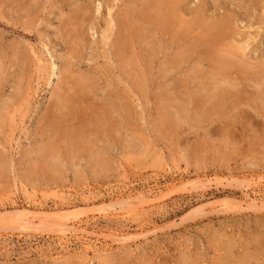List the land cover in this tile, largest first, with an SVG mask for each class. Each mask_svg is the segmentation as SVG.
Returning <instances> with one entry per match:
<instances>
[{"label": "rangeland", "instance_id": "rangeland-1", "mask_svg": "<svg viewBox=\"0 0 264 264\" xmlns=\"http://www.w3.org/2000/svg\"><path fill=\"white\" fill-rule=\"evenodd\" d=\"M173 1L0 0V264H264V0Z\"/></svg>", "mask_w": 264, "mask_h": 264}, {"label": "bare ground", "instance_id": "bare-ground-1", "mask_svg": "<svg viewBox=\"0 0 264 264\" xmlns=\"http://www.w3.org/2000/svg\"><path fill=\"white\" fill-rule=\"evenodd\" d=\"M254 1H255V0H254ZM181 2H182V1H181ZM177 3H178V2H177ZM179 3H180V2H179ZM179 3H178V4H179ZM164 5H165L166 8L169 9L168 12H167V13L169 14V16L166 14V16L169 17V20H168V17L165 16V17H166L165 19L168 20V21H166L167 24H170L171 26H176V24H177V19H176V16L174 17L175 14L172 15V12L174 11L173 13H176L177 10H174V9H175L178 5L175 7L176 3H175V1H173V0H164ZM161 7H162V6H161ZM165 7H164V8H165ZM181 7H182V6H181ZM171 9H172V11H171ZM177 9H178V8H177ZM166 11H167V10H166ZM166 11H164V12H166ZM178 13H179V12H178ZM162 15H163V14H162ZM179 16H180V13H179ZM179 16L177 15V17H179ZM82 17H83V16H82ZM86 18H87V16H86ZM162 18H163V16H162ZM138 19H139V18H138ZM160 19H161V18H160ZM85 20H86V19H85ZM163 21H164V20H163ZM195 21H196V20H195ZM208 21H209V20H208ZM135 22H136V21H135ZM186 22H187V21H186ZM163 23H164V22H163ZM208 23H209V22H208ZM165 24H166V23H165ZM230 24H231V23H230ZM216 26H217V25H216ZM112 28H113V27H112ZM207 29H208V28H207ZM226 30H227V29H226ZM227 32H228V31H227ZM165 34H166V33H165ZM150 35H151V34H150ZM220 35H221V34H220ZM125 36H126V35H125ZM233 37H234V36H233ZM219 38H220V37H219ZM130 39H132V37H131ZM136 39H137V38H136ZM158 39H159V38H158ZM193 39H194V38H193ZM221 39H222V38H221ZM209 40H210V39H209ZM131 41H132V40H131ZM139 41H140V40H139ZM161 45H162V44H161ZM179 46H180V45H179ZM136 50H137V49H136ZM162 50H163V49H162ZM243 51H244V50H243ZM178 52H179V51H178ZM227 52H228V51H227ZM226 54H227V53H226ZM189 56H190V55H189ZM178 57H179V56H178ZM170 58H171V57H170ZM186 59H187V58H186ZM181 60H182V59H181ZM176 62H177V61H176ZM186 62H187V61H186ZM181 63H182V62H181ZM219 63H220V62H219ZM230 63H231V62H230ZM184 64H185V63H184ZM221 64H222V62H221ZM197 65H198V64H197ZM228 65H229V64H228ZM222 66L225 67V65H223V64H222ZM222 66H221V67H222ZM198 67H199V66H198ZM224 67H223V69H227V68H224ZM220 69H221V68H220ZM212 70H213V69H212ZM167 71H168V70H166V72H167ZM199 71H200V70H199ZM199 71H198V72H199ZM202 73H203V72H202ZM214 73H216V72H214ZM226 73H227V72H226ZM168 74H169V73H168ZM195 74H196V73H195ZM195 74H194V75H195ZM228 75H229V74H228ZM216 76H217V75H216ZM219 76H220V75H219ZM192 77H193V76H192ZM220 77H221V76H220ZM192 79H193V78H192ZM194 79H195V78H194ZM224 79H225V78H224ZM227 79H228V78H227ZM196 81H197V80H196ZM194 82H195V81H194ZM199 84H200V83H199ZM201 84H202V83H201ZM168 85H169V84H168ZM168 85H167V86H168ZM164 86H165V85H164ZM202 86H203V85H202ZM203 89H204V88H203ZM208 90H209V89H208ZM206 91H207V90H206ZM220 91H221V90H220ZM172 92H173V91H172ZM172 92H171V94H172ZM223 93H224V92H223ZM174 97H175V96H174ZM215 97H216V96H215ZM221 97H223V95H222ZM225 98H226V97H225ZM222 100H223V98H222ZM193 101H194V99H193ZM179 105H180V104H179ZM181 106H182V105H181ZM179 107H180V106H179ZM243 182H244V181H243ZM243 182H242V183H243ZM247 189H248V188H247ZM144 195H145V194H141L140 196H141V197H144ZM136 196H137V195H136ZM141 199H142V198H141ZM133 200H134V199H133ZM138 200L141 201L140 198H138ZM136 202H137V200H136ZM148 203H149V202H148ZM235 203H236V202H235ZM239 203H240V202H239ZM250 203H251V204H253V203L256 204V200H255V199H252V202H250ZM115 204H116V203H115ZM237 204H238V203H237ZM112 205H113V204H112ZM123 205H124V203H123ZM126 205H127V204H126ZM129 205H133V204H129ZM129 205H127V207H125V209H127L128 207L130 208L131 206H129ZM239 205H241V204H239ZM253 205H254V204H253ZM260 205H261V204H260ZM109 206H110V205H109ZM120 206H121V205H120ZM237 206H238V205H237ZM122 207H123V206H122ZM139 207H140V206H139ZM239 207H240V206H239ZM241 207H242V206H241ZM241 207H240V208H241ZM245 207H246V206H245ZM110 208H111V207H110ZM133 208H134V207H133ZM141 208H142V207H141ZM122 209H123V208H122ZM243 209H244V208H243ZM254 209H255V208H254ZM110 210H111V209H110ZM128 210H129V209H128ZM27 211H28V210H26V209H24V210L21 209V210L16 211L15 214H14V216L17 218L16 221L19 222V221L23 220L24 218L29 219V220L35 218V217H33V215H31L32 218L27 217V216H26ZM123 211H124V209H123ZM132 211H133V210H132ZM108 212H109V211H107L106 213H108ZM29 213H31V212L29 211L28 214H29ZM28 214H27V215H28ZM0 215H1V214H0ZM0 219H1V218H0ZM64 221H66V220H64ZM21 222H22V221H21ZM26 223H27V221H26ZM26 223H25V221H24V224H26ZM31 223H32V221H31ZM29 224H30V223H29ZM31 225H33V223H32ZM62 225H64V224H62ZM62 225H61V226H62ZM21 226H22V225H21ZM60 231L63 233V235H65V234L67 233L68 229H66L65 227H60ZM74 232H75V231H74ZM69 234H70V232H69ZM83 234H84V233H83ZM72 235H73V234H72ZM66 237H67V236H66ZM64 239H65V237H64Z\"/></svg>", "mask_w": 264, "mask_h": 264}]
</instances>
